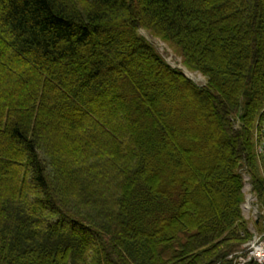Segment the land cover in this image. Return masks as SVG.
I'll use <instances>...</instances> for the list:
<instances>
[{
	"label": "trees",
	"instance_id": "1",
	"mask_svg": "<svg viewBox=\"0 0 264 264\" xmlns=\"http://www.w3.org/2000/svg\"><path fill=\"white\" fill-rule=\"evenodd\" d=\"M263 119L264 0H0V264H235Z\"/></svg>",
	"mask_w": 264,
	"mask_h": 264
},
{
	"label": "built area",
	"instance_id": "2",
	"mask_svg": "<svg viewBox=\"0 0 264 264\" xmlns=\"http://www.w3.org/2000/svg\"><path fill=\"white\" fill-rule=\"evenodd\" d=\"M257 154L264 173V121L256 134ZM235 264H264V230L254 231L253 238L246 244V248L230 255ZM220 264V263H219Z\"/></svg>",
	"mask_w": 264,
	"mask_h": 264
},
{
	"label": "rangeland",
	"instance_id": "3",
	"mask_svg": "<svg viewBox=\"0 0 264 264\" xmlns=\"http://www.w3.org/2000/svg\"><path fill=\"white\" fill-rule=\"evenodd\" d=\"M141 32L148 37V39L150 41H152L154 43V45L157 47V49L159 50V52L162 54V56L171 64L173 63L174 65H176L177 67H183V68H187L186 65L184 64V58L183 55L181 53V51L179 50V48L177 46H175L174 44L168 42V41H164L162 40L160 37H154L152 36L148 31L142 29ZM188 69V68H187ZM196 77H199L197 79L199 84H205L206 83V77L204 75H202L199 72H195L192 71ZM244 192L246 194V196H248L252 191H253V187H252V183L250 182L249 178L246 179L245 178V186H244ZM257 197V196H256ZM258 201V199H257ZM244 215L246 217V219L248 217H251V215H253L251 213V211H249L246 207L244 208ZM264 215V213L262 214V216ZM264 218V217H263ZM253 218L248 219L249 221V226L250 228H254V222L252 220Z\"/></svg>",
	"mask_w": 264,
	"mask_h": 264
},
{
	"label": "water",
	"instance_id": "4",
	"mask_svg": "<svg viewBox=\"0 0 264 264\" xmlns=\"http://www.w3.org/2000/svg\"><path fill=\"white\" fill-rule=\"evenodd\" d=\"M172 65H173V66H176V65H174L173 63H172ZM179 68L183 69V71H184V73H185L186 76H188L190 79H192V80H194L195 82H197V79H198L199 77H196V75H195L193 72H191V71H189L188 69L183 68V67H181V66H180Z\"/></svg>",
	"mask_w": 264,
	"mask_h": 264
}]
</instances>
